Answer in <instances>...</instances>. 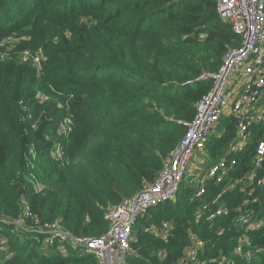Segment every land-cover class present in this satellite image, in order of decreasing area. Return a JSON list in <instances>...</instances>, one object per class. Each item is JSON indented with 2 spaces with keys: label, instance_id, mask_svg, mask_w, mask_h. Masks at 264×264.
Segmentation results:
<instances>
[{
  "label": "trees",
  "instance_id": "1",
  "mask_svg": "<svg viewBox=\"0 0 264 264\" xmlns=\"http://www.w3.org/2000/svg\"><path fill=\"white\" fill-rule=\"evenodd\" d=\"M222 23L214 0H0V39L17 41L10 51L0 48V216L8 240L0 264H96L8 222L20 217L23 199L41 222L79 236L103 235L104 209L154 180L210 89L185 82L214 74L239 46ZM38 50L47 58L41 66L23 61L24 51ZM232 136L231 129L208 141L212 161ZM192 193L183 185L174 203L144 216L143 226L171 223L168 242L136 229L127 264H177L188 229L206 242L207 260L264 264V227L246 236L252 252L246 262L233 253L243 231L232 217L192 223L204 203L190 202ZM260 194L256 210L264 216ZM231 196L222 199L229 208Z\"/></svg>",
  "mask_w": 264,
  "mask_h": 264
},
{
  "label": "built area",
  "instance_id": "2",
  "mask_svg": "<svg viewBox=\"0 0 264 264\" xmlns=\"http://www.w3.org/2000/svg\"><path fill=\"white\" fill-rule=\"evenodd\" d=\"M214 1L218 17L240 38V44L227 52L217 72L202 73L185 82L184 85L209 83L210 89L198 101L193 119L183 122V137L163 161L154 180L131 198L104 209L103 219L108 228L97 238L72 234L57 222H41L30 213L23 199L20 201L22 213L18 219L8 222L10 225L24 233L45 236L49 245L81 251L80 255L91 256L96 264H127L134 255L131 242L139 220L155 207L174 203L184 185L192 154L205 151L210 139L219 138L232 129L233 136L222 155L207 164L204 172L194 168L198 172L193 173L185 186L193 190L190 202L204 201L194 213L192 223L198 225L203 221L211 223L220 217H232L234 225L243 231L233 253L250 262L252 252L247 249L246 236L264 227V216L256 210L261 205L260 193L264 191V0ZM22 55L23 61L36 66L46 60L41 52L24 51ZM224 121L232 122L224 124ZM64 124L67 126L68 121L61 124V129ZM29 154L35 156L33 148ZM54 154L59 159L63 156L58 146ZM245 154H248V162ZM34 184L35 190L40 192L42 186L36 181ZM210 187L214 188L211 196L208 194ZM228 194L233 195L232 208L222 200ZM4 224L6 220L0 216V248L8 242L2 231ZM170 229L171 223L164 221L160 226H144L142 231L167 243ZM187 232L189 242L184 249V258L177 264H224L222 260H207L204 257L206 242L190 229ZM222 233L219 228L216 236Z\"/></svg>",
  "mask_w": 264,
  "mask_h": 264
},
{
  "label": "rangeland",
  "instance_id": "3",
  "mask_svg": "<svg viewBox=\"0 0 264 264\" xmlns=\"http://www.w3.org/2000/svg\"><path fill=\"white\" fill-rule=\"evenodd\" d=\"M14 42H17V41L16 40H13V39H10L8 37H3L2 39H0V48L1 49H7L8 51H10V50L13 49V47L15 45ZM27 52L31 53L30 51H27ZM38 52H41L42 56L44 58H46V56L44 55V53L41 50L38 51ZM211 161L212 160L210 159V156H209V154H208L207 151H200V152L199 151H195L192 154V157L190 158L189 163H188V168H187L186 176L184 178V185H188V182L191 180V178L193 176V173H197L198 172V171H195L194 168L197 167L199 169V172H204L206 170L207 164H209ZM153 212L155 213L156 211H153ZM141 220L142 219H140L139 221H141ZM143 227L144 226L142 224H139L138 225V229L139 230H142ZM76 254L77 255H80V254H82V252L81 251L80 252H76ZM4 258H5V255L1 254L0 255V260L2 261V260H4Z\"/></svg>",
  "mask_w": 264,
  "mask_h": 264
}]
</instances>
